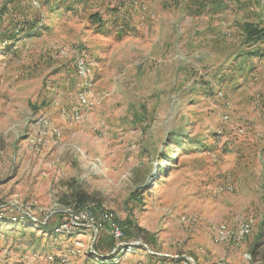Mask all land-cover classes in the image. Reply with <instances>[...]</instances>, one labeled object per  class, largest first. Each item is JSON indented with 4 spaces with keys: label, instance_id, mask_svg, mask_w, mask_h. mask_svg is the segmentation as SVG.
I'll return each instance as SVG.
<instances>
[{
    "label": "rangeland",
    "instance_id": "374dc122",
    "mask_svg": "<svg viewBox=\"0 0 264 264\" xmlns=\"http://www.w3.org/2000/svg\"><path fill=\"white\" fill-rule=\"evenodd\" d=\"M38 2L0 0V198L35 202L37 221L0 219L1 261L96 264L89 232H53L78 188L122 228L104 264H264V40L244 45L240 28L264 30V0ZM76 50L97 101L79 122ZM75 147L103 175L86 176ZM248 219L241 246L211 242L210 227Z\"/></svg>",
    "mask_w": 264,
    "mask_h": 264
},
{
    "label": "built area",
    "instance_id": "2783aa9c",
    "mask_svg": "<svg viewBox=\"0 0 264 264\" xmlns=\"http://www.w3.org/2000/svg\"><path fill=\"white\" fill-rule=\"evenodd\" d=\"M31 4L34 8L39 9L38 0H31ZM138 13L140 15L141 20L145 18L146 14L150 15L147 9L143 6L138 7ZM73 64L75 75L80 82V91L77 94L78 107L73 109L71 116L74 122H79L83 120L85 116L83 113V109H88L90 106L96 105L97 101L92 92L94 84L92 78L91 62L87 53L84 50L74 51ZM51 87L52 84L48 82L46 84V88L51 89ZM223 119L227 121L229 119L228 115H225ZM31 127L34 131L33 140L31 139V148H34V150L38 153L41 150L40 148L42 146L43 140L47 135H49V131L51 129L50 122L46 117H39L33 122ZM55 135L59 137L58 133H55ZM74 151L79 155L80 161L83 162L84 172L86 176L103 175V173L105 172V168L103 166V161L101 158H91L86 155L82 150L76 147L74 148ZM226 191L231 192V189L228 188ZM92 208L93 207L89 205L87 207L77 209L75 211L61 210L62 213L68 215V218L65 222H63V224H60L53 229L54 234L61 235L63 233H70L75 229L83 227L88 230L94 241L98 233L106 229L110 232V235L114 241L119 243L122 242V228L115 222L113 216L110 213L105 212L101 213L100 217L97 218L95 210ZM35 209V202L23 204L15 198L10 199L9 201H3L0 198V219L12 218V220L15 221L17 220L16 216H18V220L29 221L37 224V221L34 215L32 214V211H34ZM47 219L48 218L46 217L42 225L45 224ZM188 222L189 220L185 217H181L179 219L180 224H187ZM252 227L253 221L252 219H248L247 221L240 224L235 230H232L226 226H217L210 227L208 229V232L211 242L215 245H232L234 247H239L243 244L245 239L250 236L252 232ZM122 246L123 244L120 243L119 247ZM69 254L73 255V252L70 253L69 251ZM49 260H51V257H49ZM63 263L69 264V261L65 260ZM0 264H4L1 259Z\"/></svg>",
    "mask_w": 264,
    "mask_h": 264
},
{
    "label": "trees",
    "instance_id": "16d2710c",
    "mask_svg": "<svg viewBox=\"0 0 264 264\" xmlns=\"http://www.w3.org/2000/svg\"><path fill=\"white\" fill-rule=\"evenodd\" d=\"M240 28H241V32H242L244 45H248L250 47H253L256 44H258L259 42H261L262 40H264V30L263 29H259V28L255 27L254 25H251V24H244ZM63 202H65L67 207L72 205V209H81V208H84V207H87V206L93 204L91 201V198L88 197L84 191H82L78 188H72L70 196L68 197V199L64 200ZM60 204L62 206H64L62 203H60ZM36 226L40 230H43V231L47 230L46 224H44V225L39 224ZM82 232H85L83 235H88V230L83 228V227L75 229L74 231H72L70 233H63L61 235H65L67 237L69 236L72 238L75 233L82 234ZM99 233L93 241L94 244L92 245V249H91L93 253L90 252L89 258L91 260L97 261L96 264H104V263H107V261L111 260V257L109 258L107 255L102 256V254H100L101 251H106L109 254L115 248V243H114V240L112 238L99 236ZM116 247H117V245H116ZM263 260H264V258H263Z\"/></svg>",
    "mask_w": 264,
    "mask_h": 264
},
{
    "label": "crops",
    "instance_id": "0c3cea01",
    "mask_svg": "<svg viewBox=\"0 0 264 264\" xmlns=\"http://www.w3.org/2000/svg\"><path fill=\"white\" fill-rule=\"evenodd\" d=\"M0 190H1V188H0ZM0 193H1V192H0ZM8 198L13 199V198H16V197H14V196L12 197V196H11V197H8ZM10 199H9V200H10Z\"/></svg>",
    "mask_w": 264,
    "mask_h": 264
},
{
    "label": "water",
    "instance_id": "95a60500",
    "mask_svg": "<svg viewBox=\"0 0 264 264\" xmlns=\"http://www.w3.org/2000/svg\"><path fill=\"white\" fill-rule=\"evenodd\" d=\"M144 247V245H142Z\"/></svg>",
    "mask_w": 264,
    "mask_h": 264
}]
</instances>
